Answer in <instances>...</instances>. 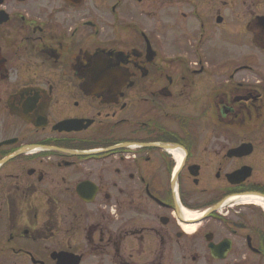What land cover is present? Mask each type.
I'll list each match as a JSON object with an SVG mask.
<instances>
[{
    "label": "flooded vegetation",
    "instance_id": "af4514ba",
    "mask_svg": "<svg viewBox=\"0 0 264 264\" xmlns=\"http://www.w3.org/2000/svg\"><path fill=\"white\" fill-rule=\"evenodd\" d=\"M262 6L0 0V264H264Z\"/></svg>",
    "mask_w": 264,
    "mask_h": 264
},
{
    "label": "rangeland",
    "instance_id": "374dc122",
    "mask_svg": "<svg viewBox=\"0 0 264 264\" xmlns=\"http://www.w3.org/2000/svg\"><path fill=\"white\" fill-rule=\"evenodd\" d=\"M225 1V0H223ZM229 1V0H226ZM260 4H263L262 8H264V0H259ZM227 37V36H226ZM230 37V36H229ZM228 38V37H227ZM227 38L222 37V47H223V56H228L231 54V52L234 50V48L232 49L231 47L227 46L228 45V41ZM235 38V37H232ZM234 41H238L237 38L233 39Z\"/></svg>",
    "mask_w": 264,
    "mask_h": 264
},
{
    "label": "bare ground",
    "instance_id": "6f19581e",
    "mask_svg": "<svg viewBox=\"0 0 264 264\" xmlns=\"http://www.w3.org/2000/svg\"><path fill=\"white\" fill-rule=\"evenodd\" d=\"M195 217H196L195 215H189V214L186 215V218H187L188 220H192V219H194Z\"/></svg>",
    "mask_w": 264,
    "mask_h": 264
}]
</instances>
